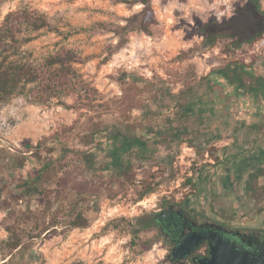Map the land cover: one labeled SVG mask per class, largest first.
I'll return each mask as SVG.
<instances>
[{
    "label": "rangeland",
    "instance_id": "1",
    "mask_svg": "<svg viewBox=\"0 0 264 264\" xmlns=\"http://www.w3.org/2000/svg\"><path fill=\"white\" fill-rule=\"evenodd\" d=\"M261 1L152 0L157 23L149 34L137 29L142 5L134 0H5L1 4L0 21L22 6L45 16L47 26L34 32L35 38L24 48L35 61L70 49L93 100L85 104L76 93H69L36 102L19 94L0 102V147L30 154L26 150L32 145L43 156L46 147H66L70 151L65 165L73 168L77 156L71 149L100 158L108 155L114 127L145 141V147L135 142L123 155L131 158L135 174L125 188L113 179V170L103 172V181L118 192L112 196L102 190L93 198L97 216L91 225L58 227L35 238L30 264H171L158 229L146 223L162 208L181 203L198 190L206 192L212 210L227 217L249 220L264 209V201L255 204L244 192L255 159L264 153V120L247 121L229 101L247 94L251 102L264 95V88L252 80L251 69L238 63L211 75L221 76L219 82L204 79L211 69L230 61L264 64V47H255L264 33L247 42L261 28ZM201 29L213 43L205 42L206 32ZM233 41L240 46L232 48ZM132 83L143 89L136 92L140 102L125 120L122 94L126 88L131 92ZM131 123L137 125L134 130L125 126ZM97 129L108 139L85 145L86 135ZM223 147L231 157L225 167L215 168L213 150ZM39 165L36 157L28 155L21 173H32ZM197 169L202 175L192 186L186 181ZM84 174L79 179L98 177L92 170ZM148 184L153 191L138 200ZM31 206L35 207L34 199ZM4 215L0 208V238L6 235L1 226Z\"/></svg>",
    "mask_w": 264,
    "mask_h": 264
},
{
    "label": "trees",
    "instance_id": "2",
    "mask_svg": "<svg viewBox=\"0 0 264 264\" xmlns=\"http://www.w3.org/2000/svg\"><path fill=\"white\" fill-rule=\"evenodd\" d=\"M4 1L0 0V6ZM134 2L142 5L137 29L149 34L151 25L157 23L152 0ZM257 9L256 7V11ZM262 20L261 28L247 42H253L264 33V15ZM45 26V16L38 9L29 6L7 12L0 21V102L19 94H26L36 102H47L61 94L76 93L82 103L89 104L93 100L90 87L73 65L77 59L70 49L62 48L43 57L41 61H35L32 52L24 48L25 44L35 38L33 33ZM200 32L204 33L206 30L201 29ZM205 42L213 43L207 32ZM240 44L233 41L232 48H238ZM225 66L211 69L204 79L212 80L210 74L224 69ZM129 86L131 92L126 88L122 94L126 105L121 115L125 120L130 118L126 113L140 102L136 92L140 93L143 89L135 83ZM58 102L70 106L64 101ZM131 124L133 125L125 126L134 130L137 125ZM103 133L101 129L90 132L85 137V145L94 142L100 145L108 139ZM111 136L113 139L108 145V155L103 158L90 151L71 149L77 156L74 161L76 167L73 168L65 165L70 151L66 147L58 150L46 147L44 156L41 150L32 145L26 150L30 154H25V151H12L6 146L0 147V208L5 211L1 226L6 231V235L0 238V264H30L35 238L42 234L48 235L58 227H89L97 216L93 198L101 196L102 190H109L112 196L118 192L110 182L103 181L104 171L113 170L111 175L120 189L133 180V162L129 156L123 155L128 153L135 142L145 147V141L139 136L132 137L122 133L115 127ZM257 140L256 138L253 141ZM224 148L213 150L215 168L225 167L231 157ZM28 155L36 157L40 165L32 173L24 175L21 170L26 166ZM254 162L255 167L245 180L244 192L257 204L264 201V166L258 165L264 162V153ZM86 170L98 173V177L94 180L87 177L79 179L78 176L85 175ZM201 175L197 169L186 182L196 186ZM152 191L153 187L146 185L139 192L138 200ZM32 199L35 200V207L31 206ZM154 221L153 216L152 221L146 224Z\"/></svg>",
    "mask_w": 264,
    "mask_h": 264
},
{
    "label": "flooded vegetation",
    "instance_id": "3",
    "mask_svg": "<svg viewBox=\"0 0 264 264\" xmlns=\"http://www.w3.org/2000/svg\"><path fill=\"white\" fill-rule=\"evenodd\" d=\"M261 2L264 9V0ZM228 64L231 63L225 65ZM238 64L251 69L252 80L260 82L264 88L263 62ZM212 74L210 77L216 82L222 80L221 76L216 78ZM233 98L236 110H241L247 121L253 123L264 120V95L256 96L251 102L247 94ZM154 219L153 225L166 243V258L171 264H202L201 260L206 261L211 256V245L217 242L226 252L237 254L241 264H264L263 208L253 219L227 217L226 214L212 210L206 192L198 190L185 197L181 203L162 208L154 215ZM194 233L199 236L197 244L189 250L178 251V243Z\"/></svg>",
    "mask_w": 264,
    "mask_h": 264
},
{
    "label": "water",
    "instance_id": "4",
    "mask_svg": "<svg viewBox=\"0 0 264 264\" xmlns=\"http://www.w3.org/2000/svg\"><path fill=\"white\" fill-rule=\"evenodd\" d=\"M199 236L197 234H192L183 238L177 245V250H189L194 245L197 244ZM211 256L205 261L201 260L202 264H241L239 257L234 252H226L221 244L218 242L211 245L210 250Z\"/></svg>",
    "mask_w": 264,
    "mask_h": 264
},
{
    "label": "built area",
    "instance_id": "5",
    "mask_svg": "<svg viewBox=\"0 0 264 264\" xmlns=\"http://www.w3.org/2000/svg\"><path fill=\"white\" fill-rule=\"evenodd\" d=\"M256 50H258L261 47H264V38H261L259 42L255 45Z\"/></svg>",
    "mask_w": 264,
    "mask_h": 264
},
{
    "label": "crops",
    "instance_id": "6",
    "mask_svg": "<svg viewBox=\"0 0 264 264\" xmlns=\"http://www.w3.org/2000/svg\"><path fill=\"white\" fill-rule=\"evenodd\" d=\"M229 101H230V103H232L231 106H233L234 108H237L236 103H235V98H230ZM228 105H229V103H228ZM232 130H234V128Z\"/></svg>",
    "mask_w": 264,
    "mask_h": 264
}]
</instances>
